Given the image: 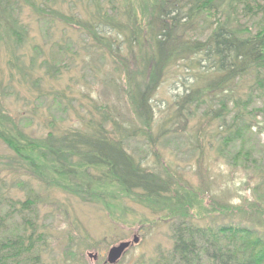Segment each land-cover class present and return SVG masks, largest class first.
I'll list each match as a JSON object with an SVG mask.
<instances>
[{
    "label": "trees",
    "instance_id": "obj_1",
    "mask_svg": "<svg viewBox=\"0 0 264 264\" xmlns=\"http://www.w3.org/2000/svg\"><path fill=\"white\" fill-rule=\"evenodd\" d=\"M8 2L0 0V24L9 34ZM86 2L89 7L85 17L62 15L60 19L83 31L93 49L114 59L124 75L126 86L122 91L129 104L130 118L138 126L141 123L143 129L128 131L118 119L111 120L105 107L97 105L94 110L100 114L98 118L91 112V117L80 121L79 127L61 132L51 130L45 137L32 138L0 113V141L31 177L84 203L102 206L112 217L113 206L132 198L167 213L173 241L168 264H264V233L259 230L264 229V202L238 210L239 214L228 207L220 210L237 213L245 225L208 227L195 222L193 210L199 196L192 187L182 185L181 178L176 183L156 157L157 139L153 135L156 116L152 105L166 70L178 66L187 79H180L184 92L175 101L174 112L180 118L198 119L196 150L200 149L205 131L220 121V138L225 147H218V153L243 144L252 124H248L247 118L264 115V107L251 108L254 92L264 90V27L254 32L232 18H238L240 10L246 15L264 13V6L257 0ZM30 5L37 13H43L36 4ZM196 22L208 30L204 38L192 36ZM250 76L255 83L251 95L246 100L235 98L236 82ZM187 82L192 85L187 86ZM235 112L233 123L224 125ZM137 138L155 155L156 163L150 165L146 157L134 155L128 144ZM242 160L245 170H252L260 180L256 191L264 188V172L257 169L261 160L246 149L234 156L236 163ZM2 203L0 229L5 225ZM20 204L26 210L34 206L31 199ZM16 205L11 201L9 212ZM29 224L33 232L25 240L30 241L32 248L36 231L32 220ZM25 240H0V264H7L12 254L16 258L22 256L27 251Z\"/></svg>",
    "mask_w": 264,
    "mask_h": 264
},
{
    "label": "rangeland",
    "instance_id": "obj_2",
    "mask_svg": "<svg viewBox=\"0 0 264 264\" xmlns=\"http://www.w3.org/2000/svg\"><path fill=\"white\" fill-rule=\"evenodd\" d=\"M257 2L264 6V0ZM32 3L43 13H37ZM7 6L11 18V23L7 22L9 34L0 24V113L8 122L32 138H42L51 130L61 132L79 127L80 121L91 117V112L98 118L100 114L94 108L101 105L111 120L118 119L128 131L143 129L141 123L138 126L130 118L129 104L122 91L126 86L124 75L114 59L93 49L83 31L60 19L62 15L85 17L89 7L86 0H9ZM256 13L246 15L240 10L239 17L232 21L237 19L236 23L248 25L256 32L264 27V13ZM207 31L204 24L196 22L191 34L204 38ZM165 73L152 100L156 157L176 183L181 178L187 183L181 184L192 187L199 196L193 210L195 222L208 227L245 225L238 210L262 204L264 188L256 191L259 178L252 170H245L243 160L236 163L234 156L244 149L252 151L261 160L258 172L260 169L264 172V115L247 118L248 124H252L243 144L218 153V147H225L220 138V121L205 131L200 149L196 150L198 119L180 118L174 112V103L184 92L180 79H187L186 73L178 66ZM236 83L235 98L246 100L255 84L252 76ZM252 97L251 108L263 109L264 90L255 91ZM235 115L236 112L230 114L224 125L232 124ZM141 141V138L131 140L128 146L134 155L146 157L150 165L156 163L155 155ZM0 170V202L5 217L0 240L24 241L33 232L30 220L36 231L33 247L25 240L27 251L18 258L12 254L7 264H105L114 246L133 242L135 236L139 242L131 246L118 264H168L173 241L167 213L132 198L112 207L113 218L104 207L84 203L31 177L2 141ZM27 199L34 203L31 210L20 204ZM11 201L17 205L9 212ZM223 207L238 214L221 212ZM259 230L264 233V229ZM90 255H97L98 259Z\"/></svg>",
    "mask_w": 264,
    "mask_h": 264
},
{
    "label": "water",
    "instance_id": "obj_3",
    "mask_svg": "<svg viewBox=\"0 0 264 264\" xmlns=\"http://www.w3.org/2000/svg\"><path fill=\"white\" fill-rule=\"evenodd\" d=\"M139 242V238L135 236L133 242H122L118 246H114L108 253L107 261L105 264H118L121 258L125 255V253L133 246ZM94 259H98L97 255H90Z\"/></svg>",
    "mask_w": 264,
    "mask_h": 264
}]
</instances>
